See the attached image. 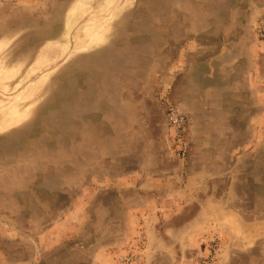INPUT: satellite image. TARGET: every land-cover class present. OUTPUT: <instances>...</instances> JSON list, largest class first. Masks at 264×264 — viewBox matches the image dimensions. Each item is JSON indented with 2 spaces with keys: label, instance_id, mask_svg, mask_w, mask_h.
<instances>
[{
  "label": "rangeland",
  "instance_id": "obj_1",
  "mask_svg": "<svg viewBox=\"0 0 264 264\" xmlns=\"http://www.w3.org/2000/svg\"><path fill=\"white\" fill-rule=\"evenodd\" d=\"M0 264H264V0H0Z\"/></svg>",
  "mask_w": 264,
  "mask_h": 264
},
{
  "label": "built area",
  "instance_id": "obj_2",
  "mask_svg": "<svg viewBox=\"0 0 264 264\" xmlns=\"http://www.w3.org/2000/svg\"><path fill=\"white\" fill-rule=\"evenodd\" d=\"M167 121L171 132L178 142L182 141L183 134L190 126L188 116L177 107L170 106L167 111Z\"/></svg>",
  "mask_w": 264,
  "mask_h": 264
}]
</instances>
